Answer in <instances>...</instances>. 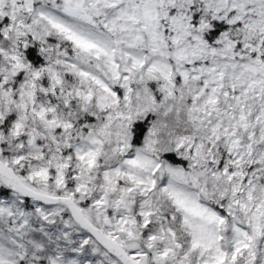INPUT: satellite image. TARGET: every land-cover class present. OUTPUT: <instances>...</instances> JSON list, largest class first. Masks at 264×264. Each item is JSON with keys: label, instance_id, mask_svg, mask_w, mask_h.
<instances>
[{"label": "snow or ice", "instance_id": "snow-or-ice-1", "mask_svg": "<svg viewBox=\"0 0 264 264\" xmlns=\"http://www.w3.org/2000/svg\"><path fill=\"white\" fill-rule=\"evenodd\" d=\"M0 264H264V0H0Z\"/></svg>", "mask_w": 264, "mask_h": 264}]
</instances>
